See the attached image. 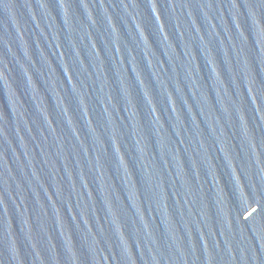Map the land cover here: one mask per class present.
I'll return each instance as SVG.
<instances>
[{"label":"water","instance_id":"95a60500","mask_svg":"<svg viewBox=\"0 0 264 264\" xmlns=\"http://www.w3.org/2000/svg\"><path fill=\"white\" fill-rule=\"evenodd\" d=\"M0 264H264V0H0Z\"/></svg>","mask_w":264,"mask_h":264}]
</instances>
